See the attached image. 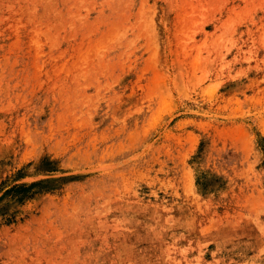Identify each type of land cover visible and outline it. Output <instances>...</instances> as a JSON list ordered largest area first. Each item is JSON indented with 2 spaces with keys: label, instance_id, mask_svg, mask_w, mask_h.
<instances>
[{
  "label": "rangeland",
  "instance_id": "374dc122",
  "mask_svg": "<svg viewBox=\"0 0 264 264\" xmlns=\"http://www.w3.org/2000/svg\"><path fill=\"white\" fill-rule=\"evenodd\" d=\"M0 264H264V0H0Z\"/></svg>",
  "mask_w": 264,
  "mask_h": 264
}]
</instances>
